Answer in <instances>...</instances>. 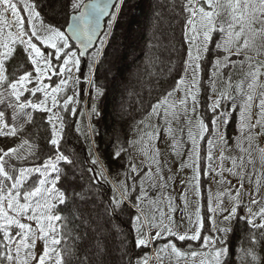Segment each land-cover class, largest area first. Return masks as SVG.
Returning <instances> with one entry per match:
<instances>
[{"label":"snow or ice","instance_id":"6c2138e0","mask_svg":"<svg viewBox=\"0 0 264 264\" xmlns=\"http://www.w3.org/2000/svg\"><path fill=\"white\" fill-rule=\"evenodd\" d=\"M185 11L188 13L186 21L185 37L188 42L187 59L184 62V75L176 82L175 88L166 96L152 106L151 115H160L159 109L163 108V116L166 123L169 115L175 117L177 108L181 111L179 114L187 115L189 112L197 113L198 94L200 92V74L202 72V62L209 54V46L213 44V35L217 34L220 39L214 43V48L222 50V58L217 57L212 61V74L210 77L212 91L215 92V77L222 68L235 66L236 63L243 65L248 62L252 71L247 75L249 82L248 91H243V82L236 86L240 93L243 103L240 107L239 115V135L235 138V146L239 149V157H226L222 150L218 157H214L213 150L217 143L227 147V137L221 130V124H227V112L218 111L225 101L232 102V110L236 108V97L228 91H220L207 110L213 113L210 123L212 124V138L207 139V153L205 160V175L216 172L221 176V183H230L223 178L225 171L235 176L239 180V188L236 189L235 196L231 191L228 195L235 201L234 206L224 216L223 224L227 225L237 214V208L240 203V190L244 188V176L246 174L244 154L248 153L247 164L255 166L251 157V149L256 137L264 135V85L260 84V77L264 75L261 71L264 68V62L252 65L253 57L247 55L249 50H255L257 56L264 54V0H186ZM70 12L68 21L65 25L44 24L40 11L36 4L30 0H0V105H4V110H0V137L19 138L27 124L33 121V112L43 111L48 113L46 122L51 127V137L47 143L52 150V154L39 165L20 166L13 161L35 160L37 146L30 143L28 139H21L19 144L13 147L0 148V264H72L73 259H77L75 245H69L70 239H78L72 236V229L69 228V219L59 212V206L70 202L71 196L77 193L58 187L61 177L64 175L60 167L61 163L71 165L72 160L60 151L62 139L63 123L61 117L53 109L59 107L61 110H67L69 103L73 102V97L69 96L61 104L58 100V94L64 90L68 80L72 79V69L79 71L81 57L86 53L89 46L97 37V30L100 27L101 19L110 15L108 26L111 27L112 20L115 19V12L110 13L109 9L116 8L111 0H70ZM27 15H22L21 12ZM9 15L13 18L9 20ZM35 21L40 22L38 28ZM26 23L29 27L26 28ZM16 31H12V28ZM7 32L5 34V30ZM70 33V35H69ZM80 45V50H73L74 45L71 41ZM22 46L21 50L25 54L27 67L13 69L9 72L6 62L13 57L15 45ZM50 50V51H49ZM243 55L242 61H233L231 57ZM53 60L59 67L53 65ZM29 68L31 70H29ZM15 73H19L16 75ZM59 75L62 78L59 83L52 87L45 85L44 79H51V75ZM36 82V87L28 88L29 84ZM78 82V78H77ZM231 78L228 79V87L231 88ZM257 88L262 89L258 94V112L256 118L252 117V106L257 98ZM182 91L183 97L177 102L172 101L176 92ZM28 92L35 96L40 92L44 99L39 103H34L24 93ZM51 99V106H48V100ZM189 102L191 107L189 108ZM11 110L10 119L6 117V111ZM29 109L31 111H29ZM93 111L95 107L93 106ZM75 114V108L72 109ZM187 137L191 143L188 153L187 164L181 167H192L194 175L190 184L196 188V194L199 195L200 180V151L199 143L205 140V134L209 133L208 124L202 117L196 116L195 121L189 119L186 121ZM169 134L172 129L168 128ZM150 139L153 134H147ZM247 145V147H245ZM172 148L177 154H180L181 144L173 139ZM123 148L113 153V158L118 159ZM148 159L155 164L156 172L152 171L149 165L145 174V179L152 182L155 176L160 177L163 184L164 177L159 167L158 159L159 149L152 148L151 155H148L147 149H142ZM260 154V164L264 168V148L258 149ZM230 159L232 167L225 169L223 163ZM219 163L213 168V161ZM96 165L98 161L92 160ZM93 174V181L105 179L103 170L95 171L88 169ZM131 173L139 176V172L134 164H130ZM252 172H248L249 182H251ZM126 177L128 174H125ZM264 176L261 172L257 176L255 193H249L251 206L247 207L246 222L251 223L254 229L264 232V207H259L253 212V207L264 203L257 200L255 196L260 194L261 180ZM145 179L139 181V195L135 197L132 193L137 190L136 180L133 179L131 190L125 181H121L122 191L117 194L113 187V195L109 197L108 208L112 214L123 210L125 204L128 208H137L142 201L147 198V192L143 185ZM170 179V178H169ZM225 193H217V207L222 201L220 197ZM133 200L135 202H133ZM209 211L215 212L211 207V196L209 197ZM187 203V201H185ZM223 211V209H221ZM197 227L192 235H178L169 226L164 223V213H159V221L155 216L142 217L138 212L131 217L132 230L135 233V244L137 247H147L152 241L160 239L167 233L168 236H177L179 241L190 239L192 241L201 240L200 229L203 227L199 208L195 213ZM259 223H256V218ZM189 222L192 223L191 217ZM213 223V230L217 235L203 237L202 247L204 252H191V257H200L199 264H224V258L228 253L226 245L227 233L231 231L229 227H219ZM35 225V226H34ZM148 229L156 228L155 236H151ZM264 238V237H262ZM42 240L44 247L42 253L37 256L35 252L36 241ZM250 247L242 248L240 255V264H260V257L257 254L255 245L257 243L255 234L249 236ZM216 245H219L217 247ZM171 249L177 258L188 255L176 247V244L169 241L162 246L161 250ZM80 264H88L87 256L80 259ZM137 264H148V258L145 256Z\"/></svg>","mask_w":264,"mask_h":264},{"label":"trees","instance_id":"16d2710c","mask_svg":"<svg viewBox=\"0 0 264 264\" xmlns=\"http://www.w3.org/2000/svg\"><path fill=\"white\" fill-rule=\"evenodd\" d=\"M87 1V0H85ZM130 0H124L118 10L115 9V19L112 20L111 27H107L105 33H110L109 44L115 39L122 38V46L117 50L122 53L121 59L118 63V70L115 77H109V84L107 87L100 84V76L107 70L106 65L111 60L109 48L107 53H102L97 66L94 68L95 56L81 60L78 71V76H72L68 80L67 86L62 92L58 94V100L62 104L67 97H73V102L69 103L67 110L55 108L63 123L62 139L60 143V151L72 160L71 165L62 163L63 168L71 169L72 180L76 183V189L69 191L77 193L71 196L70 202L66 205L59 206L60 214L70 217L69 228L72 229V236L78 239H70L69 245H75L77 259H73L72 264H80V259L84 256L88 258V264H137V261L142 260L145 256L148 258V264H157L155 258L152 256V249H155L159 262L161 264H184L187 256L190 253L204 252L206 249L202 247L203 237L207 230L214 233L213 223L209 222L201 231V240L192 241L186 239L179 241L177 236H168L163 234L160 239L154 240L147 247H137L135 244V233L132 230L131 217L142 214V217H152V208L143 206V202L137 208L129 209L125 204L122 211L112 214L108 208L109 197L113 195V187L116 188L117 194L122 189H118L110 178V173L115 176L117 170L122 169L123 172L130 170L128 159L134 158L127 152L130 145L131 136L138 138V143L143 149L148 150V155H151V148L163 143L164 125L162 124L163 108L159 109L160 115H151L152 106L156 105L158 101L165 97V94L171 92L176 86V82L184 75V62L187 59L188 42L185 37L186 21L188 13L185 11L186 0H134L132 4H128ZM36 4L37 10L40 11L45 24H52L56 26L65 25L68 21L70 12V0H31ZM14 28V27H13ZM12 28V31H13ZM220 37L217 34L213 35V44L209 46V54L205 60L211 58V62L217 57L222 58L224 53L222 50L215 49L214 43ZM113 43V44H114ZM259 43H264L258 41ZM73 49H76L75 44ZM22 46L15 45V52L13 57L6 62L11 73L13 69L27 67L25 61V54L21 50ZM99 55V54H98ZM247 55L253 57L252 65L264 62V54L257 56L255 50H249ZM97 58V57H96ZM181 58V59H180ZM175 59H180L179 64ZM233 61H242L243 55L231 57ZM204 60V61H205ZM176 66L175 75L172 76V66ZM53 65L59 67L57 62L53 60ZM201 67L203 68V62ZM29 70H31L29 68ZM209 70L213 71L212 63ZM252 71L248 62L243 65L236 63L233 67L222 68L215 77V87L218 94L220 91H228L236 97V108L232 110V102L225 101L222 105L221 111L227 112V124H221V130L225 132L227 137V145H235V138L239 135V115L240 105L243 103L240 93L236 86L243 82V91L247 92V84L249 82L248 73ZM264 72V68L261 69ZM94 72V73H93ZM108 73V72H107ZM19 75V73H15ZM92 75L90 88L91 96L87 102L84 86L88 84L87 79ZM171 74V86L165 89L168 85L166 80ZM51 75V79L45 78L43 83L55 87L62 76ZM231 78V88L228 87V79ZM78 78V82H77ZM208 82L211 85L210 78ZM157 83L160 89L155 96L152 86ZM260 84L264 85V75L260 77ZM37 86L35 80L28 88ZM262 89L257 88V98L254 100L252 106V117L256 118L258 109V94ZM24 96L32 100L34 103H39L44 99L43 94L38 92L35 96H31L28 92ZM205 94L200 90L198 94L197 113H188L191 120L195 121L196 116L203 118L204 122L208 124L209 133L205 134V140L199 143L200 151V168L207 164L205 160L207 153V139L212 138V124L210 123L211 116L204 114L207 110L208 104L206 102ZM151 101V103H150ZM48 106H51V99L48 100ZM93 106L95 111H93ZM75 108V114L72 109ZM0 110H4V105H0ZM29 111H31L29 109ZM48 113L43 111L33 112V121L25 126L24 131L19 138H5L0 137V148L13 147L21 142V139H28L30 143L37 146V153L35 160L28 161H13L17 167L39 165L52 154V150L47 141L51 137V127L46 122ZM11 110L6 111V117L10 119ZM208 122V123H207ZM170 123V122H169ZM176 132H180L177 126H173ZM236 130V133H234ZM153 134L152 139L147 134ZM177 133V134H178ZM231 137H228V134ZM140 134V135H136ZM263 135L259 136L262 138ZM183 137L189 143L188 138ZM258 138V139H259ZM133 139V138H132ZM131 139V140H132ZM120 148L124 151L118 159L113 158V153ZM224 146L217 143L213 155L216 156L217 149H222ZM182 153V152H181ZM146 162H141L139 166L145 167ZM214 156V157H215ZM245 158H248V153H245ZM186 157L182 156L184 160ZM92 160L98 161L96 165L91 163ZM217 161V160H216ZM214 161V162H216ZM92 168L103 170L105 179L99 180L98 183L93 181V174L88 171ZM146 169V168H145ZM145 170L143 169L140 174ZM247 172V171H246ZM250 172L255 175L254 186L257 175L260 173L258 168H250ZM248 173V172H247ZM247 173L245 178L248 179ZM116 181L119 182L117 176ZM244 178V180H245ZM261 180V179H260ZM147 184V183H145ZM147 190L151 192L149 197L153 198L154 192L152 187L146 186ZM264 190V183L261 181L260 191ZM135 197L136 193H132ZM148 197V196H147ZM264 201V196L262 197ZM133 202H135L133 200ZM243 203V200L241 199ZM240 202V203H241ZM240 206V205H239ZM243 212L235 218L233 232L230 236L229 242L226 243L228 253L224 258V264H240V255L242 248L250 247L249 236L255 234L256 237V251L260 259V264H264V232L259 229H254L251 223L246 222L247 207L240 206ZM255 211V209H253ZM202 214V211H200ZM203 219L205 215H201ZM178 219V218H177ZM207 219V218H206ZM205 219V220H206ZM149 229L145 227V231ZM174 231V230H173ZM189 235V234H187ZM155 235H153L154 237ZM169 241L176 244V247L187 256L177 258H167L163 253L162 246ZM219 247V245H216ZM199 257V256H198ZM174 260V261H171ZM196 264V263H193Z\"/></svg>","mask_w":264,"mask_h":264},{"label":"rangeland","instance_id":"374dc122","mask_svg":"<svg viewBox=\"0 0 264 264\" xmlns=\"http://www.w3.org/2000/svg\"><path fill=\"white\" fill-rule=\"evenodd\" d=\"M124 1V0H123ZM16 2H18L19 4V0H16ZM31 2V0H30ZM134 2V0H130L128 4H132ZM22 15H27L25 12H21ZM9 20H12L13 18L9 15ZM37 27H40V22L39 21H35ZM45 24V23H44ZM29 27V25L26 23V28ZM13 31L15 32L16 29L13 28ZM7 32V29L5 30V34ZM110 33L108 32L107 34L104 32L103 36L101 37L97 47L90 52V54L88 55L90 58L93 56H95V63H94V68L97 66L98 61L100 59V57L102 56V53H107V49L109 48V52H112L109 54L111 60L108 61L106 68L107 70L105 71V73L100 76V84L107 87L109 84V79H108V74L109 77H115L116 75H118V73L116 74L117 70H118V61L121 59L122 61V53L119 52V50H117L118 47L122 46V41L123 39H115V43L108 45L109 41H110ZM71 43H73L71 41ZM76 48V47H75ZM78 51V49H73ZM0 51H3L2 48H0ZM50 51V50H49ZM99 54V55H98ZM97 57V58H96ZM88 58V57H87ZM81 58V60H87ZM181 59V58H180ZM180 59H175L176 63L179 64ZM120 62V61H119ZM211 64V58L208 60L203 61V68H202V72L200 74V90L202 91V94H205V97L207 99H205L206 102L211 101V99H214L216 94H214V92L212 91L211 85H209L210 83L208 82V79L211 77L212 71L209 70V66ZM176 66H172V69L174 70L171 74L172 76L175 75L176 72ZM108 72V73H107ZM94 73V72H93ZM171 74L168 75V78L166 80V83H168V85L166 87H164L165 89H167L168 87L171 86V81H172V77ZM93 74H91L89 76V78L87 79L88 84L84 86L85 89V94H86V100L88 102L90 96H91V88H90V83H91V77ZM72 76H78V72L76 71L75 68L72 69ZM66 78V77H63ZM36 87V86H33ZM32 87V88H33ZM156 90L154 93V95L156 96L158 94V90L160 89L159 86H157V83H155L152 86V90ZM215 89H217L215 87ZM216 92V91H215ZM184 93L182 91L180 92H176L175 95L171 98L172 101H175L178 103V101L183 97ZM166 96V94H165ZM151 103V101H150ZM191 107V102H189V108ZM55 109H53L54 111ZM221 109H219L218 111H221ZM177 115L175 117L169 115L167 118V123L165 121V118L163 116L162 118V124L164 125V130H160L162 133L164 132V138H163V143L155 146V148L159 149V156L158 159L160 161L159 167L161 169V173L164 177V182L163 184H161L160 182V177L159 176H155V180L150 182L147 179H145V174L147 172L148 166L151 165L152 166V171L155 174L156 172V166L155 164H152V162L149 160L146 163V166L143 168L141 166H139L140 164H142L141 162H146V157L144 156V151H142L143 147L141 145H139L138 138L135 136H131L130 139V145L129 148H127V152L131 155H134V158H130L128 159V165L130 164H134L138 170V172L142 171L143 169L145 170L142 174H140L139 172V176H137L135 173H131V171L128 169L126 172H123L122 169L117 170V176L119 179V182L116 181L115 176H113L110 173V178L112 179L113 183L116 185V187L118 189H120L121 185L120 182L121 181H125L129 187V190H131L132 184H133V179L136 180V184H137V190H136V195H139V181L141 179H145V184L143 185L144 189L147 192V198L142 201L144 204V207H149L152 208L151 212H152V216H155L157 218V221H159V213L162 211L164 213V223L165 224H169V217H171V223H170V227L174 230V232L177 235H181V234H189L192 235L196 229V227L198 226L196 223V211L197 208H199V211H202L201 215H205L206 216V220L202 218V223H203V227L200 229V233L201 231H203V228L207 225L209 222H212L213 220L215 221V225L217 228L219 227H229L231 229V231L229 233H227L226 236V243L229 242L230 236L233 232V228H234V220L235 218L241 214L243 212V209L240 206L243 207H249L251 206V198L252 196L249 195V193H255V189L256 188H252V185L254 186V179L256 177L251 178V182H249V178L244 180V188L240 190V202L241 199L243 200V203H239V207L237 208V214L236 216L227 224H223V219L224 216L228 215V212L230 211V209L234 206L235 201L233 199H231L229 197V195L227 194L228 191L230 190L232 195L235 196V192L236 189L239 188V180L237 177L231 175L230 173H228L227 171L224 172L223 174V178L227 181H230V183H221V176L218 175L216 172H212L209 175H205V171H206V165L204 166V164L202 165V169L200 168V180H199V195L196 194V188H194L191 184L190 181L194 175V170L192 167H181L182 164H187L189 163L188 161V153L189 150L191 148V143H189L186 139H184L183 137L186 135L185 138L187 137V128L189 127V125L186 123L187 120L191 119L188 114L187 115H182L179 114L180 113V109L177 108ZM205 115L207 116H211V112L208 110H205L204 112ZM170 122V123H169ZM208 123V122H207ZM177 126L179 130H181L179 133L175 131V129L173 128V126ZM172 129V133L169 134L168 132V128ZM178 133V134H177ZM234 133H236V130H234ZM228 134V133H227ZM136 135H140V134H136ZM228 137H231V134H228ZM256 137L254 143H253V147L251 149V157L253 159V161L255 162V166L253 167V165L251 164H247V158H245V167H246V171L250 172V168H258L260 169L261 172H264V168L261 167L260 164V154L258 149L259 148H264V135L262 136V138ZM173 139H175L177 142H179L181 144V148H180V154L178 155L176 151L173 150L172 148V144H173ZM152 144L149 146L150 149ZM245 147H247V145H245ZM145 149V148H144ZM224 151V155L226 157H239L241 155L239 149L235 146V145H227V147L220 149H217L216 152V156L218 157L221 151ZM182 152V153H181ZM186 157L184 160L182 159V156ZM245 156V154H244ZM201 161V159H200ZM199 161V163H200ZM216 161V160H214ZM213 161V168L216 167V165L219 163V161L217 160L216 162ZM61 169L63 170L64 175H62L61 177V182L60 184H58V187L62 188V190H65L66 192L70 189H76V183H74L72 180L75 181L74 178H72L71 176V169L70 168H63L62 163L60 164ZM200 167V164H199ZM223 167L225 169L232 167V162L230 159H226L223 163ZM146 168V169H145ZM246 172V173H247ZM260 172V173H261ZM128 174V176L126 177L125 174ZM259 174V173H258ZM258 174H256L258 176ZM253 176L255 175L254 173L252 174ZM170 178V179H169ZM261 181H263L264 183V176L260 177ZM256 183V181H255ZM120 186V187H119ZM146 186L148 187H152V191L154 192V196L153 198L149 197V194L151 192H149L146 188ZM217 193H225V195H223L222 197H220V200L222 201V203H220V206L217 207V200H216V196ZM211 196V207L215 208L216 211L210 212L209 211V197ZM264 196V190L262 189V191H260V194L258 196H255V198L257 200H262V197ZM185 201H187V203H185ZM263 201V200H262ZM141 205V203H140ZM253 209H255L256 212L258 210L259 207H264V203L258 204L256 206H252ZM221 209H223V211H221ZM139 210V209H138ZM189 217H191L192 223L189 222ZM178 218V219H177ZM256 223H259V218L257 217L255 220ZM35 226V225H34ZM148 231H150L151 236L155 235L157 229L156 228H151ZM217 235V233L214 231L213 235L210 232V230L208 229L206 232L205 236L208 237H212ZM204 236V237H205ZM153 243V241H152ZM226 246V245H225ZM43 247H44V242L42 240H37L36 241V247H35V252L36 255L39 256L42 251H43ZM181 251V250H180ZM182 252V251H181ZM163 253L165 254V256H167V258H174V253L172 252L171 249H167L166 251L163 250ZM152 256L155 258L156 263L157 264H161L159 262L158 259V255L155 251V249H152ZM187 256V255H186ZM199 260L200 257H191V256H187V258L184 260V264H199ZM174 261V260H171Z\"/></svg>","mask_w":264,"mask_h":264},{"label":"water","instance_id":"95a60500","mask_svg":"<svg viewBox=\"0 0 264 264\" xmlns=\"http://www.w3.org/2000/svg\"><path fill=\"white\" fill-rule=\"evenodd\" d=\"M87 2H88V0L85 1V3H87ZM111 2H112L114 5H117V4H118V6L121 7L123 0H111ZM115 9H116V8H111V9H109V12H110V13H113ZM110 17H111L110 15H106V16H104V17L101 19V21H100V27H99V29L97 30V37H96V39H95V40L93 41V43L89 46V48L87 49L86 53H85L81 58L86 59V58L88 57V55L90 54V52H92V51L97 47V45H98V43H99L101 37L103 36L104 32L106 31L107 22H108V20H109ZM68 22H70V21H68ZM69 35H70V33H69ZM72 42L75 44L76 48H77L78 51H79V50H80V45L77 44L74 40H73Z\"/></svg>","mask_w":264,"mask_h":264}]
</instances>
